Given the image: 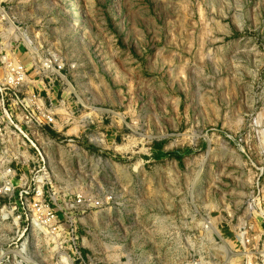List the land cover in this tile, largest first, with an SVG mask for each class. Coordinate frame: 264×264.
<instances>
[{
  "label": "rangeland",
  "instance_id": "obj_1",
  "mask_svg": "<svg viewBox=\"0 0 264 264\" xmlns=\"http://www.w3.org/2000/svg\"><path fill=\"white\" fill-rule=\"evenodd\" d=\"M261 232L264 0H0V264H264Z\"/></svg>",
  "mask_w": 264,
  "mask_h": 264
},
{
  "label": "built area",
  "instance_id": "obj_2",
  "mask_svg": "<svg viewBox=\"0 0 264 264\" xmlns=\"http://www.w3.org/2000/svg\"><path fill=\"white\" fill-rule=\"evenodd\" d=\"M18 32L20 33V29L19 27H17ZM15 41H20V38L15 39ZM27 42L24 38L23 46L26 48V51L29 50V47L31 46L30 43H25ZM19 44L17 45V47L14 49V53H16L17 49L19 48ZM14 48V47H13ZM14 54V55H15ZM25 54H28V52H26ZM41 60V70L46 72V69L48 68V64L46 59H43L42 57L40 58ZM1 62L3 64L6 65V77H5V81H7L10 84H20L23 83L26 77V72H27V67L26 65L18 60L16 57L15 59H11V60H7V57H3V59H1ZM84 198L81 196H78V202H81ZM93 205L95 207H99L101 206L102 203H100L99 201H93L92 202ZM32 208L34 209V215H36V224H38V228L41 229L42 227L40 226V223H49V224H54L56 225L57 221H56V215L53 211V209L50 207V204L45 202V199L43 198V194L38 191L36 194V197L34 198V203L32 204ZM56 228H59L58 226H56ZM264 232H261V234H259V240L262 238ZM239 242L244 245L247 244L248 246H251L248 250V257H252L254 254H257V252L252 251V248H254L253 244L254 239H256L257 237H253V236H249L247 234L246 231L243 230H239V235H237ZM264 245V244H263Z\"/></svg>",
  "mask_w": 264,
  "mask_h": 264
},
{
  "label": "trees",
  "instance_id": "obj_3",
  "mask_svg": "<svg viewBox=\"0 0 264 264\" xmlns=\"http://www.w3.org/2000/svg\"><path fill=\"white\" fill-rule=\"evenodd\" d=\"M158 153V156H167V155H169V156H174V157H176V158H181L182 157V151L181 150H175V151H172V152H170V153H164V152H161V151H159V152H157Z\"/></svg>",
  "mask_w": 264,
  "mask_h": 264
},
{
  "label": "bare ground",
  "instance_id": "obj_4",
  "mask_svg": "<svg viewBox=\"0 0 264 264\" xmlns=\"http://www.w3.org/2000/svg\"><path fill=\"white\" fill-rule=\"evenodd\" d=\"M28 38V37H27ZM30 43V42H29Z\"/></svg>",
  "mask_w": 264,
  "mask_h": 264
}]
</instances>
